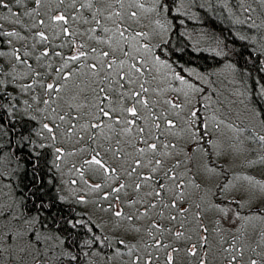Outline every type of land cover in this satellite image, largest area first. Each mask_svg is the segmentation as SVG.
<instances>
[{
  "label": "snow or ice",
  "instance_id": "6c2138e0",
  "mask_svg": "<svg viewBox=\"0 0 264 264\" xmlns=\"http://www.w3.org/2000/svg\"><path fill=\"white\" fill-rule=\"evenodd\" d=\"M31 2L34 6L24 15L32 17L34 21L30 28L38 29L32 37L35 41L32 51H25L22 55L18 54L19 49L8 53L0 51V56L7 55L15 61L10 67L0 62V131L6 127L5 117H13L19 111V96L26 95L27 98L22 101L20 119L27 117V122L31 123L37 120L35 114H39L40 127L35 135L42 137V141L37 147L54 148L55 161L84 154L79 167L76 163L72 164L71 170L79 180L73 179L71 184L82 185L72 190L74 202L85 205L90 202L87 194L103 193L92 201L101 212L109 213L118 221L147 217L150 221L149 236H153L154 232L161 235L167 232L176 241L191 240L190 236L185 235L187 214L192 207L191 204L183 206L187 202L186 188H201V184L197 183L200 173L209 177H222L226 182L215 185L214 195L236 207H222L209 201L202 208L197 203L193 219L197 221L196 231L200 237L186 251V255L198 256V249H202L204 255L200 256L199 264H209L207 256L211 254L212 246L203 213L214 210L230 221L238 233L233 236L228 247L222 248L227 264H264V205L253 207L251 196L244 202L229 198L230 191L238 181H247L253 186L258 182H253L248 176H234L228 180L224 170L213 161L211 149H217L218 146L212 142L210 128L216 117L202 118L197 106L199 102L193 104V94L202 93L203 89L179 75L175 79L181 87L153 86V81L157 80L153 70L159 71V67L165 65L158 56L153 55L152 46L147 43L150 34L143 30L142 17L157 8L165 10L162 0H154L153 7H145L141 0ZM15 3L23 6L24 0H15ZM237 5L250 15L246 19H237L236 23L244 24L247 19H252V13L264 17V0H237ZM0 6L8 9L13 16L16 15L5 0H0ZM42 8H46L43 14L40 11ZM82 10H86L88 15ZM166 10L170 11V8ZM73 24L78 27H73ZM85 25L87 27H83ZM249 27L260 25L252 19ZM42 29H51V35ZM0 37L26 39L17 31H0ZM60 37L67 39L59 45L54 44L53 41ZM84 37L86 39H81ZM2 43L0 41V45ZM6 43L11 45L12 40ZM37 45L44 47L35 54L37 63L34 66L29 58L33 57ZM57 48H67L68 54L55 50ZM53 57L59 58L58 66H55ZM18 65L23 70H18ZM168 92L176 95L165 98ZM81 97L84 102H80ZM86 108L88 111H82ZM71 111H75L76 115H71ZM85 117L90 119L80 123ZM255 118L259 119L264 129V106L255 110ZM216 127L219 128V123ZM234 130L240 134L245 131L243 128ZM168 136L183 137L184 146L169 141ZM21 137L33 143L30 136L21 134ZM61 138L82 146L67 151L57 146ZM250 139L259 142L264 148V134L253 133ZM43 141L50 143L45 144ZM178 148L179 151H176ZM36 155L39 157L40 153ZM216 155H220L218 150ZM201 156L207 158L206 163L201 160ZM173 157L175 162L167 166ZM55 161L53 167L59 171L61 164ZM181 168L183 171H180ZM193 168H196L195 174ZM2 175L0 173V177ZM98 177L102 178V182H94ZM49 183L56 189L54 179H50ZM129 190L133 195H129ZM260 190L264 192V185H260ZM78 192H84L85 195H78ZM30 195L35 196V192H30ZM42 196L39 204L32 205L37 209L35 215L31 214V208L26 204L16 201L5 203L0 199V264H82L80 254H72L70 250L55 251L51 241L62 244L65 241L59 235H51L52 230L46 222L41 221L40 212L54 206L52 201L45 202ZM123 196L128 197L126 206L136 209L134 213L126 214L123 211ZM23 199L27 201L29 196ZM54 199L63 202L66 197L57 190ZM105 201L108 206L101 207ZM246 207L249 212L242 214ZM165 210L171 211L166 215ZM163 220H167L171 227L163 224ZM177 222L178 230H174ZM65 223L73 229L86 228L92 233V239L86 241L88 244H104L107 240V237L95 234L94 229L98 226L91 221L70 218ZM216 224V232L219 233L220 221L217 220ZM257 224L260 225L258 231ZM245 226H251L253 233L244 232ZM59 230L60 225H57V232ZM135 231L139 232L140 229L136 228ZM245 237L255 240L261 252L258 253L250 243H245ZM117 243L125 245L124 240ZM152 246L171 248L166 264H176L174 254L180 251L178 247L160 241ZM246 253H249L247 258ZM128 254L132 255L131 249ZM90 255L83 253L84 257ZM115 255H120L119 249ZM151 261L149 253L147 259L137 257L131 264H151Z\"/></svg>",
  "mask_w": 264,
  "mask_h": 264
},
{
  "label": "trees",
  "instance_id": "16d2710c",
  "mask_svg": "<svg viewBox=\"0 0 264 264\" xmlns=\"http://www.w3.org/2000/svg\"><path fill=\"white\" fill-rule=\"evenodd\" d=\"M162 2L165 4V10L160 9V12H163L161 20L167 29V36L164 41L158 43L154 52L169 61L175 70L186 74V76H190L186 71L190 67L212 78L217 67L224 62H229L232 65L237 84L243 86V89L247 91L248 97L246 100L248 105L254 112L259 107L264 106V95H262V90H264V40L259 29L249 27L247 23L249 19L244 24L235 22L237 20L235 10L230 12L227 8L232 4V0H192V7H188L186 14L176 9L177 0H162ZM6 3L16 15H10L8 9L0 6V25H2L0 31H7V29H9L8 31H17L26 39L0 37V41L3 42L0 45V51L8 53L12 49H19L18 54L20 55L25 51H32V44L35 42L32 37L38 29L30 28L34 21L32 17L25 16L24 12L34 5L31 0H24L23 6H18L15 0H6ZM167 8H170V11L166 10ZM40 11L43 13V8ZM254 15L262 22L259 15L256 13ZM240 18L246 19L245 14H241ZM250 21L252 22L251 19ZM255 21L257 22V19ZM75 26L73 24V27ZM42 30L51 35V29H48V31L47 29ZM198 33L209 38L205 45H200V39H195ZM10 39L14 42L12 47L6 43ZM65 39L67 38L60 37L53 43L59 45ZM216 46L223 53L213 51V47ZM43 47L44 45H37L33 57L29 58V62L34 66L37 63L34 56L38 51L43 50ZM55 50L68 54L67 48H57ZM53 61L55 66H58L59 58L53 57ZM0 62L10 67L14 60L5 55L0 56ZM6 87L10 88L11 86ZM13 94L16 95V93ZM26 98V95L19 96L21 100V104L17 105L19 111L13 117H5L6 127L3 131H0V173L3 174L0 177V199L2 193L6 192V197L9 196L12 201L19 204H26L31 208V214L35 215L37 209L32 205L34 203L39 204L42 193H46L42 196L43 200L45 202L52 201L54 206L51 209L41 211L40 219L42 222L47 223L48 228L52 230L54 235H59L60 239L65 241V243H61L59 249L55 248V251L70 250L72 254H80L83 264V253L92 252L96 248V242L86 243V241L92 239V235L86 228L73 229L65 223V220L78 219L84 216V213L80 212L82 214H79V209L73 201L65 200L61 202L54 199L58 190V177L56 169L53 167L52 147L41 149L36 146L35 141L38 140L35 137L37 120L28 123L27 117L20 119L23 109V106H21L22 101ZM197 101L200 110L201 100L198 98ZM236 101L238 100L236 99ZM237 111L235 109L234 114L233 111H230L229 117H234ZM12 125L15 127L13 128ZM245 130L244 133H247L246 135L249 138L254 133L249 128H245ZM21 134L30 136L33 143L30 144L27 140H23ZM250 141L252 145L259 144V142H253L251 139ZM29 153H31V156ZM37 153H40L39 157H37ZM251 153L253 154V149H251ZM260 157L259 160L264 162V157ZM50 179L55 180L56 189H53L52 184L49 183ZM30 192H35V196H31ZM24 196H29V199L25 201ZM192 202H196V197ZM57 225H60L59 232H57ZM177 225H179V222H177ZM186 230L192 236H197V231L191 233L190 229ZM94 232H96V229H94ZM100 233L98 228V234L100 235ZM110 238L107 237L104 244L98 245L99 264H116L113 261L111 263L109 259L111 252H115L117 249L120 253L124 252L121 245L117 243L119 238ZM172 246H177L180 249L178 253L182 251L180 242L175 241ZM155 248L157 247L147 246V249L151 251H146L147 253L144 255L151 253L153 264L156 262L157 264H166L165 253L169 248ZM141 257L145 259L144 256ZM193 258V256H188L186 259L180 260L179 263L176 262V264H198V260H193Z\"/></svg>",
  "mask_w": 264,
  "mask_h": 264
},
{
  "label": "rangeland",
  "instance_id": "374dc122",
  "mask_svg": "<svg viewBox=\"0 0 264 264\" xmlns=\"http://www.w3.org/2000/svg\"><path fill=\"white\" fill-rule=\"evenodd\" d=\"M67 2V0H66ZM142 3L145 4V7H153L154 0H141ZM192 0H177L176 9L180 10L183 14H186L188 11V7L191 6ZM6 3V0H5ZM253 7H256L255 4H253ZM228 10L231 12V10H235L236 13V19H241L240 15L245 14L246 17L249 15L246 12H243L239 6L237 5V0H232V4L227 6ZM46 11V8H43V13ZM71 11V10H70ZM85 15H88L86 10H82ZM8 12V11H7ZM42 13V14H43ZM10 15H12L9 12ZM163 12H160V9L157 8L156 11L151 13H146L142 17V27L144 31L149 32L150 38L147 41L152 46L153 55L158 56L157 53H155L154 49L158 45L159 42L164 41L167 36V29L164 26L161 17ZM252 19H257L256 24L260 25V27H254L253 29H259L260 35L262 36V39L264 40V24L254 15V13L251 14ZM4 16V15H3ZM13 16V15H12ZM262 20H264V17L260 16ZM39 19V18H37ZM251 19V20H252ZM159 21V23H157ZM247 22V21H246ZM249 25L252 23L250 19L247 22ZM76 24H74L75 26ZM86 26V25H85ZM84 26V27H85ZM75 27H78L75 26ZM9 29H7L8 31ZM48 31V29H47ZM196 40L200 39V45H205L207 43V36L203 35L201 33H198L196 35ZM86 39V37H84ZM264 43V42H263ZM14 45V42L12 41L11 47ZM13 50V49H12ZM213 51L217 53H223L222 50L218 48V46L213 47ZM161 61L164 63V67H159V71L153 70V75L157 77L156 81H153V86H156L159 84L161 87H168L171 85V87H181L180 82L175 79L176 76H183L189 83L195 85L196 87H199L203 89L202 93H196L193 94V104H197V99L199 98L201 100V106H200V112L202 118H209L212 116L216 117V120L211 122V139L214 144L218 146L217 149H211L212 152V159L218 166V168H222L224 170L225 175L227 176L228 180L233 179L234 176H248L251 177L255 185H250L247 181H238L236 183V187L233 188L229 193L230 199H235L240 202L246 201L249 196L252 197L253 207H259L261 205H264V192L260 190V185H264V162H261L259 159H261L260 156L264 157V150H262V147L260 144L252 145L250 138L246 135L247 133H237L234 129L236 128H249L254 133L264 134V129L261 128L259 125V119H254V111L253 109L248 105L246 98L247 91L243 89V86H239L237 84L236 78H234V72L232 65L229 62H224L222 65L217 67L214 70V76L212 78L208 77L207 75H204L201 72L195 71L193 68L188 67L186 71L190 76H186L184 73H180L179 71L175 70L173 68V65L165 60L163 57H160ZM15 62V61H14ZM13 62V63H14ZM19 70H23L22 66H19ZM214 79V80H212ZM30 82V81H28ZM242 88V89H241ZM176 94L172 92H168L165 94V98H171L174 97ZM24 96V95H23ZM183 98V97H181ZM238 100L235 102V100ZM233 101V102H232ZM80 102H84L83 98L81 97ZM23 106V105H21ZM43 107V105H41ZM237 109V113H235V116H230V111H233ZM64 110H68L66 107ZM82 111H88V109H83ZM94 111V110H93ZM187 111V110H186ZM37 115V121L38 125L35 130L39 129L40 124V116ZM71 115H76L75 111H71ZM235 118V119H234ZM86 119H90V117H85V119L80 120V123H84ZM95 122V121H93ZM59 123V122H58ZM217 123H219V128L216 127ZM229 125H232V127H229ZM67 125H65L66 127ZM179 131V129H177ZM246 131V130H245ZM35 137L38 139L34 141L36 143V146L39 142L42 141V137H38L35 135ZM167 139L173 143H178L181 146H184L185 140L183 137H172L168 136ZM45 144H49V141H43ZM57 146L64 147L67 151H72L74 147H80L82 145H76L71 141H67L64 138H61L57 142ZM251 149H253V154L251 153ZM53 153V162L55 161V154H54V148H51ZM220 152V155H216V151ZM179 151V148L176 150ZM84 158V154L74 156V157H65L62 161H55V163L61 164V169L59 171L56 170V174L58 177L57 182V188L59 190L60 195H63L66 197V200L75 201V197L73 196L72 190L78 187H82V185L79 184H71V181L73 179L79 180L78 176L74 174L72 169V164L76 163L77 167H79L80 161ZM183 158V157H181ZM201 160L206 163L207 158L201 156ZM175 162V157H173L171 160H169L168 165L170 166L171 163ZM180 171H183V168L180 169ZM193 173H196V168H193ZM88 174L86 173V178ZM189 178H192L191 176ZM94 182H102V178L98 177ZM226 181L222 177H209L203 173L199 174V178L197 179V183L201 184V188L199 190H196L195 188L188 187L186 188V197L187 202L183 205L184 207H188L189 204L192 205L190 208L188 214H187V223L185 226L186 229H190L191 233L196 231V224L197 222L193 219L197 209L195 205L197 203H200L202 208L206 207L207 203L210 201L213 204H220L222 207L232 208L235 209L234 204H228L225 199L222 197H218L214 195L216 193V187L215 185L217 183H225ZM107 191V189H105ZM6 192L2 193V200L5 203L12 202V199L9 198V196L6 197ZM78 195H85L84 192H78ZM103 195V193L99 194H87V198L90 201L88 204L81 205L78 203H75L79 209V214L84 213V216L79 217L78 219H84L91 221L92 224L98 226L96 227L95 234L98 236L103 237H111L110 239H117L124 240L125 245H121V249L124 251L121 252L119 256H116L114 252H111V263L112 261L116 264H131L133 260H135L137 257L144 256L145 259L148 258V255H144L147 252L151 251L150 249H147V246L154 245L156 241H163L161 243H166L168 245H174L175 239L171 237L167 232H165L163 235L159 233H155L153 236L148 235L149 231V219L147 217L141 218V219H134L132 221L128 220H121L118 221L117 218L111 216L109 213H104L99 210V208L96 206L95 203H92V201H95L98 196ZM129 195H133L131 193V190H129ZM194 195V196H193ZM196 197V202H192V200ZM123 199L125 201V205L123 207V211L127 213H134L136 211L135 208H128L127 205V196H123ZM190 200V201H188ZM219 201V202H218ZM226 202V203H223ZM113 203H117L113 201ZM108 202L105 201L101 204V207H107ZM117 207H120V205L117 203ZM142 210V209H141ZM171 210H165V213L168 214V212ZM82 212V213H80ZM249 212V209L246 207L242 210V214ZM204 223L209 228V242L212 246L211 248V254L207 256V259L209 261V264H227V261L225 259V254L222 251V248L228 247V245L232 242V238L235 235H238L235 228H233L232 223L230 221H227L224 217L217 214L214 210L212 211H206L203 213ZM219 220L220 224L219 227L221 228V232H216V221ZM163 224L168 225L167 220L162 221ZM98 228L100 230V235L98 234ZM136 228H139L140 231H135ZM260 225L257 224V231L259 230ZM174 230H178L177 228ZM244 232H247L248 234L253 233V229L251 226H245ZM47 234V233H46ZM92 235V233H90ZM186 237L190 236L191 240H181L178 241L181 243L182 251L180 253H175L176 262L179 263L180 260L186 259L188 256L185 255L186 251L191 247L192 244H196L199 241L200 233L197 232V236H192L185 231ZM51 235H54V233L51 232ZM92 237V236H91ZM221 237H223V243H221ZM164 239V240H163ZM258 239V237H257ZM115 241V240H114ZM245 243H250L252 247L256 248V251L259 253L261 252V248L257 247V244L255 240H249L245 237L244 239ZM52 244L55 245V248L59 249L61 246V243L59 241H51ZM101 244L99 242L95 243V249H93L90 256L84 257L83 256V264H99L98 263V245ZM116 246V245H115ZM153 247V246H152ZM177 247V246H174ZM62 249V248H61ZM129 249L132 250V255L129 256ZM157 249V248H155ZM64 251V250H63ZM171 251V248L166 250L165 253V260L167 259V254ZM199 255L193 256V260H198L200 256L204 255V252L202 249H198ZM87 253V252H86ZM249 255V253H246V257ZM162 256V255H161ZM156 257V256H155ZM253 258H256L255 256ZM101 260V259H100ZM153 264V262H151ZM154 264H157L154 263Z\"/></svg>",
  "mask_w": 264,
  "mask_h": 264
}]
</instances>
